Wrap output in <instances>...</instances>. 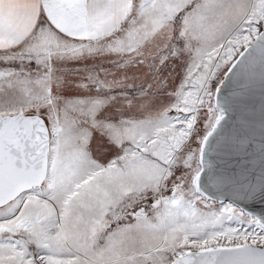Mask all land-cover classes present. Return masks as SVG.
Segmentation results:
<instances>
[{
    "label": "snow or ice",
    "instance_id": "1",
    "mask_svg": "<svg viewBox=\"0 0 264 264\" xmlns=\"http://www.w3.org/2000/svg\"><path fill=\"white\" fill-rule=\"evenodd\" d=\"M0 264H264V0H0Z\"/></svg>",
    "mask_w": 264,
    "mask_h": 264
},
{
    "label": "water",
    "instance_id": "2",
    "mask_svg": "<svg viewBox=\"0 0 264 264\" xmlns=\"http://www.w3.org/2000/svg\"><path fill=\"white\" fill-rule=\"evenodd\" d=\"M252 103L255 105L257 114L259 113V108H260V93H259V89L257 88ZM259 210V208L257 209V211Z\"/></svg>",
    "mask_w": 264,
    "mask_h": 264
}]
</instances>
